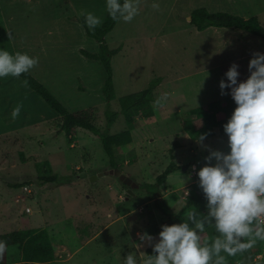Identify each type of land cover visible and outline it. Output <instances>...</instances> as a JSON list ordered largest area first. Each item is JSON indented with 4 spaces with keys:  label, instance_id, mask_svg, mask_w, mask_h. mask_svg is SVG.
<instances>
[{
    "label": "rangeland",
    "instance_id": "rangeland-1",
    "mask_svg": "<svg viewBox=\"0 0 264 264\" xmlns=\"http://www.w3.org/2000/svg\"><path fill=\"white\" fill-rule=\"evenodd\" d=\"M154 3L159 5L158 10L152 7ZM140 6L141 23L129 25L121 19L106 37L110 49L122 47L112 60L111 108L115 112L120 110V98L142 91L152 78L173 81L212 62V59L200 60L195 65H185L184 56L192 54L199 45V40L190 34L191 25L187 21L197 8L194 0H140ZM238 8L244 15L257 17L264 28V0H242ZM89 12L100 17L103 23L107 16L106 0L4 2L15 50L39 59L31 74L68 111L95 108L96 124L104 131L105 73L101 63L83 59L86 57L81 52L98 51L97 41L87 36L82 24V18ZM137 30L143 33L137 35ZM247 38L243 46L245 53H264L263 39L251 34ZM0 42V50L11 52V41L5 31L0 32ZM251 59L236 62L240 72L238 82L250 76ZM231 65L222 68L224 74ZM208 76L183 81L184 88L180 89L183 96H179L175 84L165 85L171 99L164 120L149 121L140 118L136 111L131 112L136 120L132 131L134 146L115 149L117 170L139 185L128 200V186L119 180L115 170L109 173V159L96 135L78 129L69 139L64 132L59 133V115L20 78L10 75L0 78V235L31 228L46 229L59 254L49 264H124L130 252L139 261L141 252L148 254L152 248L144 246L137 234L147 232L158 240L161 226L167 224L162 211L154 203L147 204V186L156 185L158 176L172 162L173 143L178 140L181 144L173 156L182 168L155 189L163 196L160 206L174 212L184 208L188 199L186 190L199 180L198 175L193 177V166L198 170L204 167V158L210 150L230 152L226 133L202 143L194 142L180 126L186 112L218 102L217 85L210 86L205 81ZM18 104L22 105L21 111L13 119L12 112ZM127 129L125 117L120 115L109 133ZM53 176L54 182L42 180ZM25 187L32 192L30 195L24 191ZM27 208L31 209L30 214L26 213ZM141 208L143 212L139 211ZM124 214L128 217L117 220ZM213 230L206 226L202 242H209L212 234L217 235ZM10 254L15 261L20 260L18 248H11ZM221 254L225 255L226 264H231L229 256ZM241 264H264V241L258 240L247 250L245 262Z\"/></svg>",
    "mask_w": 264,
    "mask_h": 264
},
{
    "label": "clouds",
    "instance_id": "clouds-1",
    "mask_svg": "<svg viewBox=\"0 0 264 264\" xmlns=\"http://www.w3.org/2000/svg\"><path fill=\"white\" fill-rule=\"evenodd\" d=\"M139 5L140 0H123V3L106 0L109 16L126 23L139 14ZM152 7L159 9L155 3ZM85 20L92 30L102 23L91 12L85 15ZM8 36L11 40V33ZM38 64V57L0 50V78L9 75L19 78ZM238 68L234 62L225 73L226 80L219 83L221 95H230L236 104L223 125L230 152L210 150L204 158L206 165L198 172L199 187L207 200V214L187 210L184 222L161 226L158 240L147 232L138 233L139 240L151 247L153 254L141 252L138 261L136 254L130 252L124 264H226L221 253L236 256L253 248L258 240L264 241V53H252L248 65L250 76L245 81L238 82ZM24 84L27 86L28 81ZM168 95L164 93L153 104L164 107ZM21 107L18 104L13 109V119L19 116ZM207 135H201L198 142L202 143ZM206 226L214 228L217 234L211 243L202 242ZM6 251V241H0V260Z\"/></svg>",
    "mask_w": 264,
    "mask_h": 264
},
{
    "label": "trees",
    "instance_id": "trees-1",
    "mask_svg": "<svg viewBox=\"0 0 264 264\" xmlns=\"http://www.w3.org/2000/svg\"><path fill=\"white\" fill-rule=\"evenodd\" d=\"M120 2L123 3V0H120ZM118 22L119 21H114L107 13L102 25L92 30L88 27L85 16L82 18V24L87 36L97 41L98 51L92 53L82 50L81 52L87 59L101 63L105 73L102 87L107 104V109L105 111L106 128L104 131L96 124L97 116L95 108L70 112L30 72L22 74L19 77L23 82L27 80V87L39 95L42 100L59 115V133L64 132L69 139H72L76 135L78 129H85L100 139L109 159L111 170L119 169L115 149H131L134 146L132 131L134 130L136 120L131 112L136 111L140 118L152 120L155 117V109L157 108V106L153 104V101L159 97L157 90L163 83L162 77L152 78L142 91L120 98L119 111L115 112L112 110L111 103L114 100L112 60L120 53L122 47L110 49L106 42V37L113 31ZM191 24L198 31H203L210 27L233 28L264 40V28L256 17L245 19L227 12L212 13L205 8H199L191 13ZM235 108L236 104L233 99L227 102H213L200 106L191 111L194 118L182 122L181 127L183 131L190 135L192 141L198 142V138L204 134H208L204 139V141H208L225 134L223 125L230 119ZM120 115L125 117L128 129L119 133L110 134L109 129L114 125ZM180 146L181 144L178 140L173 143L170 149L172 162L166 170L158 176L156 185H146L149 188L148 190L145 188L147 190L148 200L152 201L155 207L162 211L163 216L167 219V225L182 223V216L189 209L196 210L198 213H207L208 211L206 207L207 200L202 189L199 187V180L189 186V196L182 210L174 212L169 207L160 206L163 196L160 194L159 190L157 191L155 188L164 185L171 174L181 170L182 166L174 162L175 157L173 156L174 151L180 148ZM42 180L45 182H54L56 177H44ZM16 187L21 188L22 186ZM214 231L215 230H213V232ZM214 236L215 234H212L211 239L207 243H211ZM0 241H6L7 243V251L3 259L0 260V264H46L56 261L59 256L53 245L52 237L46 229L33 228L13 231L0 235ZM11 248H18L19 261H15L14 256L10 254ZM147 253L148 255H152L153 251L148 250ZM246 256L247 251L242 254L238 253L236 256H229V262L231 264L244 263Z\"/></svg>",
    "mask_w": 264,
    "mask_h": 264
},
{
    "label": "crops",
    "instance_id": "crops-1",
    "mask_svg": "<svg viewBox=\"0 0 264 264\" xmlns=\"http://www.w3.org/2000/svg\"><path fill=\"white\" fill-rule=\"evenodd\" d=\"M4 2H5V0H0V32L5 31L7 33V35H8V33H11V35H12V32L10 31L11 29H10V27H8L9 21L7 19H5ZM194 2L197 4L196 9L205 8L209 12H212V13L228 12V13H231L234 15H238V16L240 15L245 19L253 18V17H250L249 15H244V14L239 12L240 9L238 8V5H239V3H242V0H194ZM172 6H173V8H175V2H173ZM93 7L98 8L99 6H93ZM139 8L141 11L143 10V9H141L140 5H139ZM194 10L195 9H193V11ZM84 13L85 12H83V14ZM139 16L140 15L137 16V20L131 21L129 25H132L135 23H137V24L141 23ZM11 19L13 20L14 18L11 17ZM187 21L191 25L189 28V32H190L192 37H196V39L199 40V45L197 48H194L191 51L192 54L190 53V55L184 56V58H186L185 59L186 60L185 65H187V66H189L191 64L195 65L197 62H200V60L212 59V62H210V64H208L206 66H203V67L200 66L198 69H193V71L186 73L182 77L175 78V80H173V81L163 82L160 85V87L158 88L157 93L159 94V97H160L164 93L168 92L164 88L165 85L175 84V86H177V90L180 94L179 96H183V93L180 92V89L184 88L181 86V83L183 81H185L187 79H193V78L200 76V75L208 74L209 76L207 78H205V81H207L208 84H211L210 86H212L213 83H216V85H217L216 89H218V91H219V93H215L216 95H218V96H216V98H217L216 101L227 102L232 97L230 95H223L222 96L221 95V89L219 87V83H220L221 79L226 80L225 74L222 71V68L227 67L230 64H233L234 62L236 63L238 61H241L244 58L252 57V53H250V52L245 53L244 49H243L244 43L248 39L247 38L248 33L241 31V30L233 29V28H217V27H210V28H207L203 31H198L191 24V15L187 18ZM142 33H143L142 31L139 32L137 30L136 34L140 35ZM173 34H175V30H174ZM191 36L189 37V41L191 39ZM8 39H9V36H8ZM65 39H67V38H65ZM134 39H135V37H134ZM137 40H139L138 37H137ZM148 40H152V38H150ZM9 41H11V45H10L11 52L10 53L15 54V52H17V51L15 50V43H14L13 36H12V39ZM61 41L62 40L60 39L59 42H61ZM0 45H1V42H0ZM184 50H187V49L184 48ZM83 59L89 60L87 58H83ZM211 63H213V64H211ZM29 72L31 73V70ZM227 91L230 92V89ZM173 95H175V93H173ZM169 99H171V98L168 95V100ZM168 100L166 101L164 107H162V108L157 107L155 109V117L152 119L153 121H155V120L160 121V120L165 119L166 114L168 113L167 109L169 108ZM193 109H195V108H193ZM193 109H191V111ZM191 111L185 113L184 119H182L180 121L181 123L194 118V116L191 114ZM182 131H183V129H182ZM186 134H188V133L186 132ZM112 171L113 170H110L109 173H111ZM198 172H199V170H198ZM193 177H197V176H193ZM186 191H189V190H186ZM126 200H128V199L126 198ZM186 202H187V200H186ZM147 204L150 205L153 203H152V201L148 200ZM141 209H143V208H141ZM141 209L139 211L143 212V211H141ZM127 217H128V214L120 215L117 218V220H120L123 218L125 219ZM105 228L106 227H104L103 229H105ZM31 229H33V228H31ZM46 264H49V263H46Z\"/></svg>",
    "mask_w": 264,
    "mask_h": 264
},
{
    "label": "water",
    "instance_id": "water-1",
    "mask_svg": "<svg viewBox=\"0 0 264 264\" xmlns=\"http://www.w3.org/2000/svg\"><path fill=\"white\" fill-rule=\"evenodd\" d=\"M185 169H186V167H183V170H185ZM115 171H116V175L118 176L119 180L124 185L128 186L127 199H129L130 196L134 195V190L139 188V185L134 183L131 178H129L128 176L124 175L120 170H115Z\"/></svg>",
    "mask_w": 264,
    "mask_h": 264
},
{
    "label": "built area",
    "instance_id": "built-area-1",
    "mask_svg": "<svg viewBox=\"0 0 264 264\" xmlns=\"http://www.w3.org/2000/svg\"><path fill=\"white\" fill-rule=\"evenodd\" d=\"M195 173L193 174L194 176H197L198 175V169L195 167ZM24 191H26L29 195L32 193L29 189H28V187H25L24 188ZM186 196L188 197L189 196V191H186ZM141 211H143V209H141ZM26 213L27 214H30L31 213V209L30 208H27L26 209Z\"/></svg>",
    "mask_w": 264,
    "mask_h": 264
}]
</instances>
